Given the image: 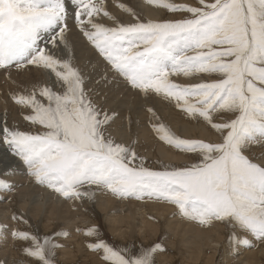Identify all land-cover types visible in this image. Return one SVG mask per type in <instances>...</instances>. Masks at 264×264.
Returning <instances> with one entry per match:
<instances>
[{
	"label": "snow or ice",
	"instance_id": "snow-or-ice-1",
	"mask_svg": "<svg viewBox=\"0 0 264 264\" xmlns=\"http://www.w3.org/2000/svg\"><path fill=\"white\" fill-rule=\"evenodd\" d=\"M147 2L177 18L144 20L119 3L135 17L124 23L105 0H0V70H47L58 86L33 85L14 94L31 110L25 119L44 130L21 131L5 120L0 144L36 183L67 200L94 202L101 190L121 199L165 202L201 226L226 225L230 248L255 247L248 235L264 242V152H251L253 146L264 149V0ZM70 16L131 88L174 102L189 119L210 126L219 140L183 138L149 108L160 139L195 162L155 170L138 155L135 141L116 142L108 128L117 114L96 105L67 55ZM102 16L114 25L100 22ZM179 77L199 82L180 83L174 79ZM10 175H16L14 168L5 170L4 176ZM13 188L0 178V191ZM11 219L26 228L0 223V237L10 232L30 258L15 264H57L56 250L63 245L56 237H67V230L39 236L24 214L13 213ZM76 230L95 237L88 247L106 264H156L157 254L165 251L166 237L134 250L109 243L96 226Z\"/></svg>",
	"mask_w": 264,
	"mask_h": 264
},
{
	"label": "rangeland",
	"instance_id": "rangeland-1",
	"mask_svg": "<svg viewBox=\"0 0 264 264\" xmlns=\"http://www.w3.org/2000/svg\"><path fill=\"white\" fill-rule=\"evenodd\" d=\"M114 1H117V0H106L105 1L107 3V6H108V11L112 15L114 14V16H116L117 19H119V21H121V22H124V23L134 22L135 17H133L129 13L125 12L124 10H122L119 7H115V6L113 7V4H111V3H114V5H115L116 3ZM118 1H120V0H118ZM122 1L123 2L128 1L132 5L134 4V6L137 4L135 7L138 8L139 10L137 9L136 11H138V12H136V13L139 16L141 15L140 17H145V18L147 17L148 18V16H144V15H146V12H145L146 7L149 5V3L146 2L147 0H139V1H137V0H122ZM182 1H184V2H182ZM97 2H99V0H97ZM181 2L195 5L196 0H179V3H181ZM139 3H140V6H139ZM141 5H143V6L141 7ZM116 6H117V4H116ZM144 6H145V8H143ZM116 8H117V10H116ZM118 10H120V11H118ZM121 11L124 13H122ZM169 14L167 15V17L169 19L177 18V17H174L173 14H172V16H169ZM120 15H121V17H120ZM71 21L74 22V19L70 16L68 24H69V28L71 29V31L68 32L67 37H68V41H69V44L71 47V51L67 55H71V59H72V57H73V59L76 58L75 60L72 59L74 66L77 64V62L79 63V60H82V62L89 63L90 66L95 67V70L93 71L94 73L91 72V73H93V75L91 73L87 75V73H89V71H88L89 68L84 69L85 71L86 70L88 71V72L87 71L85 72L84 70H82L84 68V67H82L83 65H81V67H78V68L82 71L81 74L83 76L86 75L85 76L86 78L84 77L85 78V86H86L85 88L88 91L91 98H93V101L96 103V105L99 108H101L102 110L109 112L110 114L113 113L114 108L118 109L115 111H118L121 113L120 116L117 118V123L112 122L111 126L108 128V134L111 136L113 135L112 138L115 141L118 140L116 142L121 141V139H118V135H116V137H114L115 136L114 134L118 133V134L122 135V134H124L123 132L126 130V129H121L122 124L126 123L125 125H128L127 123H131L135 128V127H137V125L139 126L141 123H143V124L146 123L145 127L152 130V137L150 138L149 141H148V139L142 140L140 151L136 150L138 155L144 157L145 160L147 161V165L149 167H152L155 170H162V165H168V163L166 162L168 160H166V158H163L161 155H156V157H152V158L147 157V156L152 155L151 151H152V149H155L154 145H157V147L166 146L165 149H167L169 147L172 150L177 151L173 147H170L165 141L161 140L160 137L157 134H155L156 132L154 133V131H153L154 128H153V125L151 122L152 114L148 111L149 108H152L154 111H156L157 115L159 117H160V115H162V116L166 115V117L163 118L162 121L163 122L165 121L164 122L165 125H167L173 132H175L177 135H179L183 138L205 139L206 141H218L219 140L218 134L215 131H213V129H211L210 126H207L202 121H196L193 119H189L184 114L182 109L176 107L174 102H170L169 100L165 99L163 96L156 95L154 93H149V95L147 97H143L144 95L139 90L137 91L136 89L131 88L127 84V82L123 79V77H121V76L118 77V74H116V73L113 75L114 71L111 70L112 67L110 66V64L107 61H105L104 57L101 56V54L94 47V45L91 44V42H89L87 40V38L83 36V34L80 32L79 28L76 26L75 22L73 23ZM100 22L105 23L108 26L114 25V22H112V20H110L108 17L102 16L100 18ZM76 31H77V33H76ZM77 43L79 44V48H77V45H78ZM80 46H82V47L80 48ZM74 49L75 50L79 49L78 51L76 50V52H78V53H76L74 51ZM94 51L97 54H93ZM83 52H85V54ZM81 54H83V55H81ZM89 54L92 56H90ZM93 55H95V56H93ZM87 59H88V61H86ZM104 63L106 64V68H108V66H109V67H111V69L109 68L107 70L104 67ZM104 69L106 71L110 72V73L108 72V74H110L109 75L110 77L108 76L107 72L104 71ZM98 70H99V73H98ZM103 71L105 73H103ZM100 72H101V75H100ZM28 73H30L31 75L30 74L28 75ZM94 74H96V75H94ZM115 75L118 78H116ZM87 76L88 77L90 76L89 78H92V76H93V78L96 81H94L93 79H90V81H89V78L87 79ZM95 76H96V78H95ZM102 76H104V77L108 76V77H107V79H102V78H104ZM101 79H102V81H101ZM108 79H110V81L111 80L112 81L110 82ZM119 79H120V81H119ZM174 79H176L177 82H180V83H191L193 81L197 82V80H199V79H196V80H190L191 82H187L189 80H186L183 77L174 78ZM32 80H34V81H32ZM178 80H180V81H178ZM106 81L110 82L112 85L114 84V86H115L116 81L118 84H120L121 87L127 86L126 88L124 87V89L127 90V93L124 90V96H123L124 100H122L123 103L121 102L120 108H118L119 105L117 106L116 104L118 102V99L121 97V94L119 95L120 97L117 95V98L115 99L114 96H111L109 93H106L105 92L106 89L102 88L105 86ZM121 81H123V82H121ZM28 82H30V84H31L30 88L28 90H31V88L33 87L34 84L35 85L36 84L37 85H47L49 87H54L55 86V77H54V74H50L47 70L39 69L36 67H31L30 70H19V71L17 69L13 68L9 72H5L3 70H0V122H3L6 120L8 126L17 127L21 131H43L44 129L42 127L33 126L30 121L25 119V117L28 114H30L31 110L23 107L22 105H19L17 103V101L13 98L14 93H11L21 83H24V85H26V84H28ZM91 83H93V84H91ZM87 84H88V86H87ZM89 84H90V86H89ZM55 87L58 88L57 85ZM97 88H98V91L93 94L92 92ZM129 88H130V91L128 90ZM101 92L103 94H101ZM96 93H98V94H96ZM105 93L110 95V97L108 95L107 96L104 95ZM128 93H129V95L131 94L130 97H129V95H127ZM133 94L135 97L133 96ZM100 95H101V97H100ZM136 95H138V96H136ZM105 97H107V98H105ZM141 97L143 99H141ZM95 98H97V99L95 100ZM109 99H111V100H109ZM135 99L136 100L138 99L139 103H138V100L136 101ZM140 99H141V102H140ZM97 100H99V101H97ZM107 100L109 101L108 104L104 105V103H107ZM143 101H145V104L143 103ZM129 102H130V104H129ZM133 103H135V104H133ZM6 104L8 105V108H6V106L4 107V105H6ZM154 107H156V108H154ZM119 110H121V111H119ZM166 112H167V114H166ZM170 113H174L172 115V117L173 118L176 117L175 120L177 121L178 124L176 123V121H172V120H169V118H167V115H169ZM175 113L177 116L175 115ZM137 114H139V115H137ZM135 115L138 116L142 120L140 123H138L139 120H138V118L135 117ZM168 121H169V123H168ZM171 121H172V123H171ZM186 121L187 122H193V123H195L194 126H198V127H194L195 131L189 132L187 134L184 132V128H183L184 126L183 125L186 124L185 123ZM199 126L202 129L199 128ZM132 130L134 131V129H132ZM205 132H206V134H205ZM137 134L138 133H136V132L134 133V135H133L134 138L132 137L133 141H136L135 136ZM122 142H123V140H122ZM137 145L138 144H136V146ZM0 147H2L6 152V155L4 156V158H7V159L11 158L12 161L15 163V165H19L20 167H22V171L26 172V169H25L26 166L23 164V162L18 157L12 155L8 151V149L5 145L0 144ZM254 147H256V146L252 147L253 150L255 149ZM258 152L261 153L260 149H258V150L256 149L257 154H258ZM187 157H190V158L188 160H185L183 162V164L180 166H183L184 164H189V163L195 162V157L192 156L191 154H188ZM1 165H2V163H1ZM1 171L2 170L0 169V173H1L0 175H2V176H0V178L4 177V175H3L4 171H2V172ZM27 176H29V175H27ZM28 178H26V179L22 178V182L19 185L14 184V182H13L12 184H14V188L11 191H7V192L0 191V223L8 225L10 228L13 226H16L18 223V226L21 229H25L26 226L24 225V223L22 221L17 222V221H14L11 219L13 213H17V214H24L25 215V218L28 220L29 225L31 226V231L33 233L39 235V236L54 235L56 232H58L60 230H67L70 233L67 237H56V242L63 245V247L58 248L56 250L57 251V256H56L57 264H106V262L103 260L101 253L90 250L88 247V244L90 242H93L95 240V237L86 236L84 233L76 230L77 228L87 229V228L92 227V226L98 227L101 230V235H102L103 239H105L109 243H112L113 245L118 246V247L129 246L130 248H133L134 250H138L141 245L149 246V245H152L156 242H161L162 238L166 237V239H163L165 251L157 254L156 264H264V252H263L264 242L256 241L251 235H248V238L253 241V243L256 245L255 247L239 246L238 251L236 249L234 250L233 248L230 252H229V250L227 252L225 251L226 247H229L227 244L228 243L227 241H228V236H229V233L231 230L230 231L225 230L226 234L227 233L228 234L225 235L226 238L225 237H224V239L220 238L222 241H220V239L214 240V242L212 241L213 242L212 244H216L214 247L216 249V252L214 254V258L209 259L213 254V252L210 251V248H206L204 252L202 251L200 254V257L197 258V256H196L197 253L194 251L196 254L193 255L192 251H191L192 248L189 247L188 246L189 244H187L185 241H187L188 240L187 238L193 234L194 227L199 228V229H206L205 226H201L198 222H195V221H192L193 222L192 223L191 220H188V219L180 216L179 214H175V213H177V209L172 204H168L165 202H158V203H160V204H158L157 201L148 200V199H145V200H137L135 198L121 199L119 197L113 196L110 192L101 191V190L100 191L96 190V196H95L94 202L87 200V199H85L84 201H78V203H80V204L85 203L86 206L89 208V210L85 211V216H87V218H84L85 219L84 222H82L80 220L78 222H74L75 216H73V217H71L72 221L69 225L62 224L60 227H58L59 230H56L55 225H56L58 219L53 218V217L49 218V215H47L46 209L43 208L42 212L38 216H35V219H36L35 220L33 217V214L35 215V213L30 212V210H32L31 206L33 205L31 203L43 202L44 204H50V202L52 200H56L58 197L61 200H65V198L61 197L59 194L55 193L53 190L49 189L48 187L34 182L35 180L31 181L29 183ZM6 180L11 182V180L9 178H6ZM34 187L37 189H35ZM32 189H33V191H32ZM24 195H26L28 197H26V196L24 197ZM30 197L33 201L30 199ZM109 197H111V198H109ZM22 198H24V199L26 198L27 200H29L28 201L29 204L25 203L23 201L24 199H22ZM106 198H107V200H106ZM66 201H69V200H66ZM110 201H112V202H110ZM100 203H103V205H99ZM151 204H152V206L154 205V207H152ZM155 204L157 205V207ZM24 205H25V207H24ZM77 205L75 204V208H77L76 207ZM118 207H119V209H121V211L118 209ZM158 207H159V211H158ZM171 207H172V209H171ZM173 207H174V209H173ZM105 208H107V210ZM152 208H153V210H152ZM109 209H112V210H109ZM148 210H150V211H148ZM171 210H173V211H171ZM174 211H175V213H174ZM156 215L160 219L157 218ZM162 215H163V218H162ZM165 215H170V216H168V217H170V219L168 221H170L173 225H175V227L171 230H168V228L165 227V219H164ZM121 216L124 218V221H126V222H124V221L120 222ZM168 217L166 218V220L168 219ZM147 221H151V222H154L156 224L159 221L160 225H159V227L157 225L156 230H151L147 226ZM85 222H86V225H85ZM216 223L213 224V226L207 227V228H212V227L218 225V222H216ZM219 224H221V227H223V228L226 226L220 222H219ZM117 226H119V227H117ZM115 227H117L118 229ZM218 227L219 226H216L217 229H218ZM221 227H219V228H221ZM112 229H114V231ZM224 241H226V244H227L226 247L224 246V243H223ZM23 246H24L23 242H18V241L14 242L13 241V238H12L10 232L4 233V235L2 237H0V264H13V263L15 264L16 261L29 260L30 259L29 257H27L21 251L18 250ZM192 247H193V245H192ZM189 250H190V253H189ZM223 251H224V253H223ZM12 253L15 256L13 258L11 256ZM246 258H248V259H246ZM247 260H250V262L248 263Z\"/></svg>",
	"mask_w": 264,
	"mask_h": 264
},
{
	"label": "bare ground",
	"instance_id": "bare-ground-1",
	"mask_svg": "<svg viewBox=\"0 0 264 264\" xmlns=\"http://www.w3.org/2000/svg\"><path fill=\"white\" fill-rule=\"evenodd\" d=\"M106 1V0H105ZM137 1H139V0H137ZM116 4H117V6H116V4L114 5V3H111V4H113V7L115 6V7H118V4L119 3H122L123 1L122 0H120V1H114ZM145 2V1H144ZM147 2V1H146ZM177 2H179V0H177ZM182 2H184V1H182ZM181 2V3H182ZM124 4H127L129 7H131V8H133L134 10H135V12H138V11H136L138 8H136L135 6L137 5L136 3V5L134 6V4L132 5L130 2H128V1H124L123 2ZM148 3V2H147ZM110 4V5H111ZM139 6H140V3H139ZM143 5H141V7H142ZM143 8H145V6L143 7ZM110 9V8H109ZM116 10H117V8H116ZM121 10V9H120ZM120 10H118V11H120ZM139 10V9H138ZM115 12V11H114ZM122 12V11H121ZM146 15H144V16H148V18L146 17H140L141 19H144V20H147V19H153V20H159V19H163V18H166L167 17V15L169 14L165 9H162V8H158V7H155V6H153V5H151V4H149L147 7H146ZM122 13H124V12H122ZM120 14V13H119ZM114 15V14H113ZM124 16V15H123ZM141 16V15H140ZM143 16V15H142ZM169 16H172V14H169ZM120 17H121V15H120ZM168 18V17H167ZM107 19V18H106ZM119 20V19H118ZM69 21V20H68ZM71 22H73V21H71ZM113 22V21H112ZM70 23V22H69ZM74 23V22H73ZM73 27V26H72ZM76 33H77V31H76ZM70 34V33H69ZM82 35V34H81ZM69 36V35H68ZM77 36V35H76ZM71 37V36H70ZM78 37V36H77ZM76 37V38H77ZM75 38V39H76ZM84 39V38H83ZM70 40V39H69ZM82 41V40H81ZM84 41V40H83ZM75 42V41H74ZM78 44V43H77ZM73 47V46H72ZM75 47V46H74ZM82 46H80V48H81ZM95 47V46H94ZM77 48H79V44L77 45ZM88 49V48H87ZM77 50V49H76ZM76 50L74 49V51L76 52ZM79 50V49H78ZM77 50V51H78ZM86 50V49H85ZM73 52V51H72ZM80 52V51H79ZM82 52V51H81ZM86 52V51H85ZM85 52H83L84 54H85ZM76 53H78V52H76ZM68 54V53H67ZM93 54H97V53H95V51L93 52ZM81 55H83V54H81ZM90 55V54H89ZM85 56V55H84ZM83 56V57H84ZM87 56V55H86ZM90 56H92V55H90ZM93 56H95V55H93ZM102 56V55H101ZM70 57H71V55H70ZM76 57V56H75ZM74 57V58H75ZM78 57V56H77ZM82 57V56H81ZM103 58V57H102ZM72 59H73V57H72ZM76 59V58H75ZM75 59H73V60H75ZM72 60V61H73ZM78 60V59H77ZM84 60V59H83ZM90 60V59H89ZM85 61V60H84ZM86 61H88V59L86 60ZM106 61V60H105ZM76 62V61H75ZM95 63V62H94ZM93 63V64H94ZM97 64V63H96ZM103 64V63H102ZM81 65H83L82 67H84L82 70H84V69H88V71H89V73H87V75L88 74H90L91 72H93L94 70H95V67H93V66H90L89 65V63H84V62H82V60H79V63L77 62V64L75 65L76 67H81ZM90 66V67H89ZM103 66V65H102ZM111 66V65H110ZM104 67L106 68V64L104 63ZM111 69V67H109L108 66V68H106L107 70L108 69ZM112 70V69H111ZM110 70V71H111ZM81 71V70H80ZM85 71V70H84ZM87 71V70H86ZM85 71V72H86ZM87 71V72H88ZM104 71H106L105 69H104ZM103 71V73H105ZM26 72V71H25ZM82 72V71H81ZM97 72V71H96ZM107 72V74H108V72L109 71H106ZM94 73V72H93ZM93 73H91L92 75H93ZM98 73H99V70H98ZM110 73V72H109ZM30 73H28V75H29ZM115 73H113V75H114ZM31 75V74H30ZM94 75H96V74H94ZM100 75H101V72H100ZM105 75V74H104ZM110 74H108V76H109ZM34 76V75H33ZM86 75H84V77H85ZM107 76V77H108ZM90 77V76H89ZM88 76H87V79L89 78ZM102 77H104V76H102ZM110 77V76H109ZM115 77L116 78H118L119 77V75H118V77L115 75ZM114 77V78H115ZM36 78V77H35ZM86 78V77H85ZM95 78H96V76H95ZM29 79V78H28ZM32 79V78H31ZM90 79H93L94 81H96L94 78H93V76H92V78H89V81H90ZM102 79H105V78H102ZM102 79H101V81H102ZM109 81H110V79H108ZM117 80V79H116ZM184 80V79H183ZM32 81H34V80H32ZM112 81V80H111ZM110 81V82H111ZM119 81H120V79H119ZM178 81H180V80H178ZM185 81V80H184ZM88 82V81H87ZM110 82H107L106 81V83H105V86L104 87H102V88H104V89H106V93H109L111 96H114L115 97V99L117 98V95L119 96L120 94H121V97L118 99V102H117V106H118V108H120V106H121V102L123 103V101L122 100H124L123 99V96H124V87L126 88L127 86H124V87H121L120 86V84H118L117 83V81L115 82V86H114V84L112 85ZM121 82H123V81H121ZM182 82V81H181ZM187 82H191L190 80L189 81H187ZM194 82V81H193ZM197 82H199V80H197ZM99 83V82H98ZM192 83V82H191ZM91 84H93V83H91ZM107 84V85H106ZM30 82H28V84H26V85H24V83H21L14 91H12L11 93H14V94H17V93H21V92H24V91H26V90H28L29 88H30ZM35 85V84H34ZM37 85V84H36ZM56 86V85H55ZM87 86H88V84H87ZM89 86H90V84H89ZM86 87V86H85ZM89 89V88H88ZM90 90V89H89ZM101 90V89H100ZM129 91H130V88L128 89ZM87 91V90H86ZM98 91V88L97 89H95L92 93L94 94L95 92H97ZM138 91V90H137ZM125 92L127 93V90H125ZM104 94V95H108V94ZM137 93V92H136ZM140 93V92H139ZM96 94H98V93H96ZM101 94H103L102 92H101ZM110 95H108L109 97H110ZM127 95H129V93L127 94ZM131 95V94H130ZM130 95H129V97H130ZM12 96V95H11ZM98 96V95H97ZM96 96V97H97ZM126 96V95H125ZM133 96H134V94H133ZM136 96H138V95H136ZM91 97V96H90ZM95 97V96H94ZM100 97H101V95H100ZM128 97V98H129ZM135 97V96H134ZM133 97V98H134ZM143 97H145V96H143ZM14 98V97H13ZM98 98V97H97ZM97 98H95V100L97 99ZM105 98H107V97H105ZM132 98V97H131ZM93 99V98H92ZM114 99V100H115ZM141 99H143L142 97H141ZM141 99H140V102H141ZM100 100V99H99ZM99 100H97V101H99ZM106 100V99H105ZM109 100H111V99H109ZM113 100V101H114ZM136 100V99H135ZM138 100V99H137ZM136 100V101H137ZM106 102V101H105ZM108 100H107V103H104V105H106V104H108ZM158 102V101H157ZM136 103V102H135ZM135 103H133V104H135ZM138 103H139V100H138ZM143 103L145 104V101H143ZM142 103V104H143ZM147 103V102H146ZM129 104H130V102H129ZM110 105V104H109ZM6 106V108H8V105L6 104V105H4V107ZM136 108V107H135ZM154 108H156V107H154ZM115 110H118L117 108H114V110H113V112H115L116 114H117V116H116V118L114 119V121L113 122H115V123H117V118L120 116V112H118V111H115ZM119 111H121V110H119ZM123 111V110H122ZM175 111V110H174ZM156 112V111H155ZM173 112V111H172ZM156 114H157V112H156ZM166 114H167V112H166ZM174 113H170L169 115H167V118H169V120H172V121H176L175 120V118H173L172 117V115H173ZM137 115H139V114H137ZM175 115H176V113H175ZM177 116V115H176ZM135 117L136 118H138V123H140L142 120L138 117V116H136L135 115ZM166 117V115L165 116H162V115H160V121H162L163 120V118H165ZM135 118V119H136ZM186 118V117H185ZM179 119V118H178ZM187 120V119H186ZM172 121H171V123H172ZM163 122V121H162ZM165 122V121H164ZM163 122V123H164ZM167 123V122H166ZM168 123H169V121H168ZM176 123H177V121H176ZM186 124H184L183 126V128H184V132L187 134V133H189V132H192V131H195V128L194 127H198V126H194V124L195 123H193V122H185ZM126 124V123H125ZM125 124H122V126H121V129H126L123 133L124 134H122V135H120V134H118V133H115L114 135V137H116V135H118V139H121V141H119V142H121V143H125V144H132V142H133V139H132V137H133V135H134V133L136 132V133H138L136 136H135V139H136V143H135V145H134V147H135V149L136 150H139L140 151V147H141V142H142V140H146V139H148V141L150 140V138L152 137V130L151 129H149V128H146L145 126H146V123H141L139 126L137 125V127H135L134 128V126L131 124V123H127L128 125H125ZM165 124V123H164ZM178 124V123H177ZM181 125V124H180ZM200 125V124H199ZM199 128H201L200 126H199ZM132 129H134V131L132 130ZM198 129V128H197ZM202 129V128H201ZM153 131H154V133L156 132L154 129H153ZM203 131V130H202ZM214 131V130H213ZM200 132V131H199ZM133 133V134H132ZM204 133V132H203ZM155 134H157V133H155ZM184 134V133H183ZM194 134V133H193ZM197 134V133H196ZM205 134H206V132H205ZM202 135V134H201ZM113 136V135H112ZM195 136V135H194ZM201 137V136H200ZM203 137V136H202ZM123 138V139H122ZM134 138V137H133ZM215 138V137H214ZM213 138V139H214ZM122 140H123V142H122ZM209 140V139H208ZM116 141H118V140H116ZM136 144H138L137 146H136ZM4 147V146H3ZM154 147H155V149H152V151H151V156H147V157H150V158H152V157H156V155H161L163 158H166V160H168V161H166L168 164H170V165H175V166H180V165H182L183 164V162L185 161V160H188L190 157H187V155H185V154H183V153H180V152H177V151H174V150H172L171 148H167V149H165L166 148V146H163V147H157V145H154ZM255 149L253 150H251V152H254V153H256V149L258 150V149H260V151L261 152H264V149H262V148H260V147H254ZM138 151V152H139ZM8 152V151H7ZM147 152V151H146ZM3 153V154H2ZM0 169L2 170V171H4L5 172V170L6 169H8V168H14L15 170H16V175H10V176H4V177H1V178H3V179H6V178H9L10 180H11V183H13L14 182V184H17V185H19L21 182H22V178H28L29 179V183L31 182V181H34V179L32 178V177H30V176H27L28 174H27V170H26V172H24V171H22V167H20L19 165H15V163L12 161V159L11 158H9V159H7V158H4V156L6 155V152H5V150L2 148V147H0ZM147 154V153H146ZM150 154V153H149ZM258 154H259V152H258ZM158 157V156H157ZM160 158V157H159ZM16 162V161H15ZM1 163H2V165H1ZM26 169V168H25ZM1 171V172H2ZM1 174V173H0ZM3 175H4V173H3ZM0 176H2V175H0ZM27 179V180H28ZM35 182V181H34ZM13 184V185H14ZM32 185V184H31ZM29 187V186H28ZM35 188V187H34ZM35 189H37V188H35ZM32 191H33V189H32ZM46 191V190H45ZM98 191V190H97ZM100 191V190H99ZM28 195V194H27ZM99 195V194H98ZM26 195H24V197H25ZM26 197H28V196H26ZM109 198H111V197H109ZM22 199H24V198H22ZM30 199H31V197H30ZM21 200V199H20ZM32 200V199H31ZM51 200V199H50ZM67 199H65V200H61V199H59V197L56 199V200H52L51 202H50V204H44L43 202H36V203H31V204H33L32 206H31V208H32V210H30V212H34L35 213V215L33 214V217H34V219H35V216H38L41 212H42V210H43V208H45L46 209V211H47V215H49V218H57L58 219V221H57V223H56V225H55V228H56V230H59V228L58 227H60L62 224H65V225H69L70 223H71V221H72V218L71 217H73V216H75V219H74V222H78L79 220L80 221H82V222H84V218H87V216H85V211H87V210H89V208L86 206V204L85 203H78V201H76V202H73V201H66ZM106 200H107V198H106ZM112 200V199H111ZM135 200V199H134ZM25 203H27V204H29V200H27L26 198L23 200ZM33 201V200H32ZM113 201V200H112ZM112 201H110V202H112ZM31 202V201H30ZM109 202V201H108ZM107 202V203H108ZM114 203V202H113ZM158 203V202H157ZM75 204L77 205L76 207L77 208H75ZM80 204V205H79ZM158 204H160V203H158ZM99 205H103V203H100ZM106 205V204H105ZM108 205V204H107ZM125 205V204H124ZM145 205V204H144ZM148 205V204H147ZM156 205V204H155ZM27 206V205H26ZM84 206V207H83ZM111 206V205H110ZM109 206V207H110ZM121 206V205H120ZM150 206V205H149ZM151 206H152V204H151ZM24 207H25V205H24ZM124 207V206H123ZM147 207V206H146ZM152 207H154V205L152 206ZM156 207H157V205H156ZM160 207V206H159ZM159 207H158V211H159ZM14 208V207H13ZM12 208V209H13ZM19 208V207H18ZM106 210H107V208H105ZM115 209V208H114ZM118 209H119V207H118ZM148 209V208H147ZM157 209V208H156ZM162 209V208H161ZM169 209V208H168ZM167 209V210H168ZM171 209H172V207H171ZM173 209H174V207H173ZM109 210H112V209H109ZM120 211H121V209H119ZM128 210V209H127ZM152 210H153V208H152ZM166 210V209H165ZM14 211V210H13ZM148 211H150V210H148ZM171 211H173V210H171ZM170 211V212H171ZM17 212V211H16ZM152 212V211H151ZM169 212V213H170ZM157 213V212H156ZM155 213V214H156ZM162 213V212H161ZM164 213V212H163ZM173 213V212H172ZM174 213H175V211H174ZM176 214V213H175ZM46 215V216H47ZM161 215V214H160ZM89 216V215H88ZM157 216V215H156ZM168 216H170V215H165V217H164V219H165V227H167L168 228V230H171V229H173L174 227H175V225H173L170 221H168L169 219H170V217H168ZM168 217V219L166 220V218ZM48 218V217H47ZM48 218V219H49ZM157 218H159L158 216H157ZM162 218H163V215H162ZM160 219V218H159ZM36 220V219H35ZM34 220V221H35ZM45 220V219H44ZM124 221V218L121 216V218H120V222H123ZM119 222V223H120ZM124 222H126V221H124ZM163 222V221H162ZM192 222V221H191ZM114 223V222H113ZM132 223V222H131ZM188 223V222H187ZM193 223V222H192ZM36 224V223H35ZM84 224V223H83ZM117 224V223H116ZM196 224V223H195ZM215 224V223H214ZM217 224V223H216ZM64 225V226H65ZM85 225H86V222H85ZM130 225V224H129ZM157 225H158V227H159V225H160V223H159V221H158V223L156 224V223H154V222H151V221H147V226L151 229V230H156L157 228ZM198 225V224H197ZM121 226V225H120ZM213 226V225H212ZM216 226H219V227H221V224H219V222H218V225H216ZM216 226H214V227H212V228H207V227H205L206 229H199V228H195L194 227V229H193V234L192 235H190L187 239V241H185L184 239V241L187 243V244H189L188 246L189 247H191L192 249H191V251H192V254L193 255H195L196 253H197V258H199L200 257V254H201V252L203 251H205V249L206 248H210V251L211 252H213V254H212V256L209 258V259H212V258H214V254H215V252H216V249L214 248L215 247V245L216 244H212L213 242H214V240H218V239H224V237H225V235H227L226 234V232H225V230H229L230 231V229L227 227V226H225L224 228L223 227H221V228H219L218 227V229L216 228ZM223 226V225H222ZM117 227H119V226H117ZM117 227H115V228H117ZM162 228V227H161ZM118 229V228H117ZM113 231H114V229H112ZM161 230V229H160ZM166 231V230H165ZM226 238V237H225ZM220 239V241H222ZM182 240V241H183ZM213 241V242H212ZM227 241V240H226ZM226 241H224L223 243H224V246L226 247L227 246V244H226ZM184 243V242H183ZM219 243V242H218ZM221 244V243H220ZM192 245H193V247H192ZM223 246V247H224ZM228 246H229V244H228ZM220 248V247H219ZM222 248V247H221ZM81 250V249H80ZM185 250V249H184ZM222 250V249H221ZM224 250V249H223ZM229 250V252L232 250V248H230V246L229 247H226V249H225V251L227 252ZM235 250V249H234ZM10 251V250H9ZM8 251V252H9ZM196 253H195V252ZM222 252V251H221ZM228 252V253H229ZM263 252H264V250H263ZM189 253H190V250H189ZM223 253H224V251H223ZM11 255V254H10ZM12 258L13 257H15L14 256V254L12 253ZM17 256V255H16ZM202 256V255H201ZM254 256V255H253ZM220 258V257H219ZM246 259H248V258H246ZM204 260V259H203ZM247 262L249 263L250 262V260H247ZM96 263V262H95ZM14 264V263H13Z\"/></svg>",
	"mask_w": 264,
	"mask_h": 264
}]
</instances>
